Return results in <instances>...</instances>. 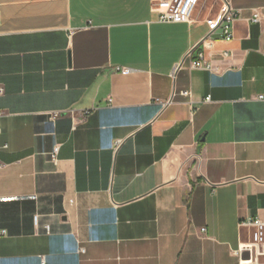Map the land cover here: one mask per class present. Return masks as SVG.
<instances>
[{
    "label": "crops",
    "instance_id": "crops-1",
    "mask_svg": "<svg viewBox=\"0 0 264 264\" xmlns=\"http://www.w3.org/2000/svg\"><path fill=\"white\" fill-rule=\"evenodd\" d=\"M231 5L226 40L205 22L221 0L189 23L151 0H0V264H242L264 219V0Z\"/></svg>",
    "mask_w": 264,
    "mask_h": 264
},
{
    "label": "built area",
    "instance_id": "built-area-1",
    "mask_svg": "<svg viewBox=\"0 0 264 264\" xmlns=\"http://www.w3.org/2000/svg\"><path fill=\"white\" fill-rule=\"evenodd\" d=\"M152 1V11H155L159 15V20L163 22H172V23H182V22H191L192 14L200 4L201 0H151ZM231 0H221V10L220 12L211 18L205 20L210 27V32L213 33L219 27L222 28V35L226 40H231L233 37V26L234 20L237 19V12L231 8ZM258 18V15L255 16V19ZM254 19V20H255ZM206 42V40H204ZM224 56H228V53L225 52ZM191 68H200L204 70H214L210 62H207L204 54L199 53L197 59L191 60ZM3 88L0 87V94L3 93ZM263 99V96L258 97ZM210 97H207L205 101H209ZM58 114H55L54 117H57ZM7 146H4L6 148ZM2 149L0 148V153ZM59 152V147L55 146L54 150L51 153V160L57 158ZM35 223L38 222V215L34 216ZM250 228L249 239L241 244L240 254L248 253L249 257L242 261V264H250L254 261V258L260 259L264 257V219L259 216L254 217L250 222L246 223ZM49 231V226H46ZM205 232V229L201 230ZM2 233H5L2 230ZM84 248H80L79 252H83Z\"/></svg>",
    "mask_w": 264,
    "mask_h": 264
},
{
    "label": "water",
    "instance_id": "water-1",
    "mask_svg": "<svg viewBox=\"0 0 264 264\" xmlns=\"http://www.w3.org/2000/svg\"><path fill=\"white\" fill-rule=\"evenodd\" d=\"M245 254H246V257L245 258L247 259L249 257V254L248 253H245Z\"/></svg>",
    "mask_w": 264,
    "mask_h": 264
}]
</instances>
